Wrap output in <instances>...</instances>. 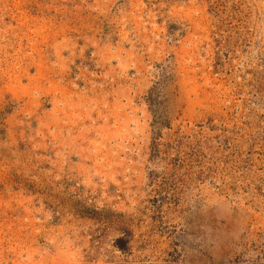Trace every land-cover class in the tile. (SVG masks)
Segmentation results:
<instances>
[{
  "label": "rangeland",
  "instance_id": "rangeland-1",
  "mask_svg": "<svg viewBox=\"0 0 264 264\" xmlns=\"http://www.w3.org/2000/svg\"><path fill=\"white\" fill-rule=\"evenodd\" d=\"M0 264H264V0H0Z\"/></svg>",
  "mask_w": 264,
  "mask_h": 264
}]
</instances>
